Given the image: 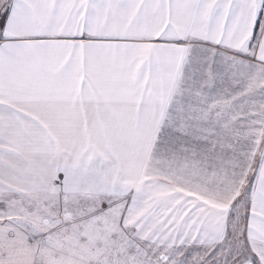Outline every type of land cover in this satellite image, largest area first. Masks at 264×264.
Listing matches in <instances>:
<instances>
[{"label":"snow or ice","instance_id":"6c2138e0","mask_svg":"<svg viewBox=\"0 0 264 264\" xmlns=\"http://www.w3.org/2000/svg\"><path fill=\"white\" fill-rule=\"evenodd\" d=\"M0 264H264V0H0Z\"/></svg>","mask_w":264,"mask_h":264}]
</instances>
